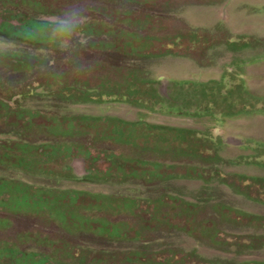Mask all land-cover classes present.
I'll return each instance as SVG.
<instances>
[{"label":"flooded vegetation","instance_id":"1","mask_svg":"<svg viewBox=\"0 0 264 264\" xmlns=\"http://www.w3.org/2000/svg\"><path fill=\"white\" fill-rule=\"evenodd\" d=\"M64 2L0 0V35ZM88 3L89 76L0 64V264H264L239 258L264 248V153L238 131L264 73L224 0Z\"/></svg>","mask_w":264,"mask_h":264},{"label":"clouds","instance_id":"2","mask_svg":"<svg viewBox=\"0 0 264 264\" xmlns=\"http://www.w3.org/2000/svg\"><path fill=\"white\" fill-rule=\"evenodd\" d=\"M43 15L46 19L30 21L0 35V64L24 61L28 66L47 71L58 67L56 59H59V67L67 69L74 78L93 73L98 61L81 62L77 55L83 54V46L87 44L81 39L82 28L93 15L88 0L79 3L65 0L57 11Z\"/></svg>","mask_w":264,"mask_h":264},{"label":"rangeland","instance_id":"3","mask_svg":"<svg viewBox=\"0 0 264 264\" xmlns=\"http://www.w3.org/2000/svg\"><path fill=\"white\" fill-rule=\"evenodd\" d=\"M222 11L227 15L228 19L226 24L233 22L235 27H237V35H233V40H231L232 47L234 49H239L241 51V57L245 59H250L256 62L253 64L256 69L264 73V0H224L222 5ZM221 14V12H219ZM225 24V25H226ZM226 57V56H225ZM243 58V59H244ZM263 75V76H262ZM256 84H253L259 89H254V92L250 93L252 97L253 109L252 112H246V116H240L239 120H243V123L238 126V131L241 137L246 138L247 141L252 143L253 149L261 150L264 153V114L260 113L258 110L261 106H264V74L257 72ZM260 79V80H258ZM245 115V114H244ZM229 132L231 131V126H226ZM227 136L233 138V140L241 141V137L226 132ZM256 159L253 156V160ZM264 156H258L259 164H264ZM245 165V164H244ZM260 173L264 174V167H262ZM242 182V181H241ZM259 181L253 180L251 183H258ZM264 182V181H263ZM240 201V200H237ZM15 207L24 206L22 201L14 200ZM239 258L242 259H259L264 260V248H256L250 252L240 251ZM224 256H233L231 250L224 252Z\"/></svg>","mask_w":264,"mask_h":264}]
</instances>
